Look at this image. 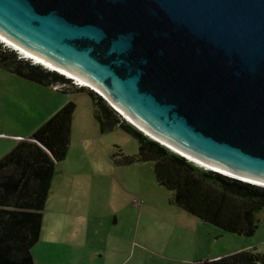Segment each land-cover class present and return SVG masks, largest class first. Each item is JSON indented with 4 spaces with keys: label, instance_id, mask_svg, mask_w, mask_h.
<instances>
[{
    "label": "water",
    "instance_id": "1",
    "mask_svg": "<svg viewBox=\"0 0 264 264\" xmlns=\"http://www.w3.org/2000/svg\"><path fill=\"white\" fill-rule=\"evenodd\" d=\"M0 35L154 140L264 185V0H0Z\"/></svg>",
    "mask_w": 264,
    "mask_h": 264
},
{
    "label": "rangeland",
    "instance_id": "2",
    "mask_svg": "<svg viewBox=\"0 0 264 264\" xmlns=\"http://www.w3.org/2000/svg\"><path fill=\"white\" fill-rule=\"evenodd\" d=\"M87 92H58L0 67V159L30 138L57 106L67 100L76 104L68 153L56 165L64 179L50 197L43 237L33 248L36 264H195L249 243L254 245L249 250L264 253V209L256 212L257 232L238 236L184 210L177 209L185 217L171 214L164 187L153 191L144 183L152 200L138 199L144 196L136 194L138 179H157L152 166H116L119 150L135 155L139 141L120 126L102 133ZM134 197L138 208L129 204ZM165 202L168 209L161 207ZM68 205L72 214L65 211ZM83 210L89 215L81 216Z\"/></svg>",
    "mask_w": 264,
    "mask_h": 264
},
{
    "label": "trees",
    "instance_id": "3",
    "mask_svg": "<svg viewBox=\"0 0 264 264\" xmlns=\"http://www.w3.org/2000/svg\"><path fill=\"white\" fill-rule=\"evenodd\" d=\"M0 67L14 75L62 92L87 90L102 133L120 126L139 141L135 155L119 147L117 166L148 162L172 203L225 232L253 236L264 209V186L204 168L150 138L128 123L99 94L65 75L23 57L0 40ZM76 104L69 102L0 159V264H36L33 248L43 235V214L55 189L57 163L65 160ZM195 264H264V253L242 250Z\"/></svg>",
    "mask_w": 264,
    "mask_h": 264
},
{
    "label": "crops",
    "instance_id": "4",
    "mask_svg": "<svg viewBox=\"0 0 264 264\" xmlns=\"http://www.w3.org/2000/svg\"><path fill=\"white\" fill-rule=\"evenodd\" d=\"M51 89H53V90H55V91H58L59 92V90H57V89H54V88H52L51 87ZM67 101H70V100H67ZM64 102V105L65 104H67V103H69V102ZM63 105V106H64ZM62 107V106H61ZM60 108L57 106L56 108H55V110L50 114L51 116L54 114V113H56L58 110H59ZM49 115V116H50ZM73 121H74V116H73ZM74 123V122H73ZM72 126H73V124H72ZM72 136V135H71ZM31 137V136H30ZM22 139H24L25 140V138H22ZM27 139H29V138H27ZM145 163H147V164H151V163H148V162H144V163H137V164H134V165H131V166H126V167H137V168H143V167H139L140 165H142V164H145ZM117 166V165H116ZM151 166H152V169L151 170H153V172H154V169H153V164H151ZM62 172H63V174H64V169H62ZM67 173V172H66ZM155 173V172H154ZM55 179H57L56 180V182H55V189H54V191H53V193L52 194H54L55 192H58L59 190H60V183L62 182V180L64 179V177L63 176H61L60 174L59 175H57L56 176V178ZM139 180V183L137 184V186H136V188H138L137 189V192H136V194L137 193H142V195H144V196H138V199L139 198H144V199H146V202L145 203H147V200H152V197L149 195V193H146L145 192V187H146V185H148L149 184V187H150V189L151 190H153V191H160L161 189H162V187H164V186H162V185H160L159 183H158V181H157V179H138ZM146 184V185H143V184ZM120 185L121 186H124V184H123V182L120 180ZM165 188V187H164ZM168 190V189H167ZM169 191V193H170V195L168 194V196L167 195H164L165 196V201L168 199V201L170 202V206H171V208L172 209H169V210H171L170 212H171V214H174V215H177V216H181V217H185L186 215H182V213H179V212H181V211H177V209L178 210H183L182 208H179L177 205H175V204H173L172 203V198H173V194H172V192L170 191V190H168ZM129 193H130V195H135L134 193L135 192H132V191H129ZM137 198H133L132 199V202L131 203H129L130 205H131V207H133V208H138V207H136V205H138L139 204V202L138 201H135ZM138 202V203H137ZM49 203V202H48ZM161 207H163V208H167V205H166V202H165V205L164 204H161ZM168 209V208H167ZM66 213H68V214H72V212H73V210L71 209V207L68 205L67 207H66ZM144 211H145V205L143 206V208H142V215H143V213H144ZM183 212H185V210L183 211ZM89 215V213L87 212V211H85V210H83V211H81V216H83V217H86V216H88ZM73 216H70V219H71V224H73V225H76V222L73 220ZM43 233H44V229H43ZM238 236H241V235H238ZM42 237H43V235H42ZM236 237V236H235ZM236 238H238V237H236ZM237 240V239H236ZM254 247V245H252V244H246L244 247H239V248H237V250H235V251H232V252H227L226 254H224V255H231V254H233V253H235V252H238V251H242V250H249L250 248H253ZM224 255H220V254H217V255H215V256H210V257H208L209 259H216V258H220V257H224ZM126 261V260H125ZM123 263H125V262H123Z\"/></svg>",
    "mask_w": 264,
    "mask_h": 264
},
{
    "label": "bare ground",
    "instance_id": "5",
    "mask_svg": "<svg viewBox=\"0 0 264 264\" xmlns=\"http://www.w3.org/2000/svg\"><path fill=\"white\" fill-rule=\"evenodd\" d=\"M0 38H1L3 41L7 42L10 46L14 47L15 49H18L20 52H22L23 54H25L26 57L31 58V59H34L36 62L41 63L42 65H45V66L50 67V68H52V69H54V70H57L58 72H60V73H62V74H65L66 76H68V77L74 79L75 81H78V83L81 84L82 86L89 87V88H91V89L97 91L100 95H102V96L105 97L107 100H109L105 95H103L101 92H99L98 90H96L94 87H92V86L89 85L87 82H85V81H83L82 79H80L79 77H77V76H75V75H73V74H70V73H68V72H66V71H64V70H62V69H59V68H57V67H55V66L49 64L48 62H46V61L40 59L39 57L35 56L34 54H32V53H30L29 51L23 49L22 47H20V46H18L17 44L11 42L10 40L6 39L5 37H3V36H1V35H0ZM109 101H110V100H109ZM110 102H111V101H110ZM111 103H112V102H111ZM112 104H113V103H112ZM113 105H114V104H113ZM114 106H115V105H114ZM115 108L118 109L116 106H115ZM118 110H119V109H118ZM119 111H120V110H119ZM120 112L123 114L124 118H125L127 121H129L130 123H132L133 125H135L136 127H138L140 130L144 131L147 135L151 136L152 138H155V139L159 140L158 138L154 137L152 134H150L149 132H147L146 130H144L143 128H141L137 123H135L133 120H131V119H130L128 116H126L122 111H120ZM160 141H161V140H160ZM162 143L165 144V145H167V146H169L168 144H166V143H164V142H162ZM169 147H170L171 149H173L174 151L179 152L178 150L172 148L171 146H169ZM180 153H181V152H180ZM182 154H183V153H182ZM183 155H184V154H183ZM185 156H186V155H185ZM187 157H188V156H187ZM188 158H189L190 160L196 162L197 164L203 166V167L211 168V167H208V166H206V165H204V164H201V163H199V162H197V161L191 159L190 157H188ZM217 171H218V170H217ZM220 172H221V171H220ZM222 173H224V172H222ZM224 174H227V173H224ZM227 175H230V174H227ZM231 176H233V175H231ZM234 177H236V176H234ZM240 179H241V178H240ZM243 180H245V179H243ZM245 181H248V180H245ZM248 182H250V181H248ZM251 183H255V182H251ZM255 184H259V183H255ZM259 185H262V184H259ZM262 186H264V185H262Z\"/></svg>",
    "mask_w": 264,
    "mask_h": 264
},
{
    "label": "clouds",
    "instance_id": "6",
    "mask_svg": "<svg viewBox=\"0 0 264 264\" xmlns=\"http://www.w3.org/2000/svg\"><path fill=\"white\" fill-rule=\"evenodd\" d=\"M0 40L2 41V42H4V43H6L9 47H12V46H10L7 42H5V41H3L1 38H0ZM13 49H15L14 47H12ZM15 50H17L23 57H25V58H28V57H26L25 56V54H23L22 52H20L18 49H15ZM29 59H31V58H29ZM35 63H38V62H36L34 59H32ZM38 64H41V63H38ZM42 65V64H41ZM43 66H45V65H43ZM45 67H47V66H45ZM47 68H49V69H51V70H54V69H52V68H50V67H47ZM56 71V70H55ZM58 72V71H57ZM60 73V72H59ZM62 74V73H61ZM63 75H65V74H63ZM66 76V75H65ZM66 77H68V76H66ZM68 78H70V77H68ZM70 79H72V78H70ZM72 80H74V79H72ZM73 83H74V81H73ZM79 87H81L82 85L80 84V85H78ZM85 87V86H84ZM89 88V87H88ZM93 90V89H92ZM94 91V90H93ZM150 137V136H149ZM151 138V137H150ZM153 139V138H152ZM23 140V139H22ZM157 141V140H156ZM161 143V142H160ZM162 144V143H161ZM164 145V144H163ZM166 146V145H165ZM167 147V146H166ZM169 148V147H168ZM169 149H171V148H169ZM171 150H173V149H171ZM174 151V150H173ZM174 152H176V153H178V154H180V155H182V156H184V157H186L188 160H190L187 156H185V155H183L182 153H180V152H177V151H174ZM190 161H192V160H190ZM192 162H194V161H192ZM194 163H196V162H194ZM197 164V163H196ZM199 165V164H198ZM199 166H201V165H199ZM203 167V166H202ZM204 168H206V167H204ZM207 169H211V170H213V171H216V172H219V173H222V172H220V171H217L216 169H213V168H207ZM222 174H224V173H222ZM224 175H227V174H224ZM227 176H230V177H233V178H236V179H240V178H238V177H234V176H231V175H227Z\"/></svg>",
    "mask_w": 264,
    "mask_h": 264
},
{
    "label": "built area",
    "instance_id": "7",
    "mask_svg": "<svg viewBox=\"0 0 264 264\" xmlns=\"http://www.w3.org/2000/svg\"><path fill=\"white\" fill-rule=\"evenodd\" d=\"M74 83H75L76 85H80V84L78 83V81H75ZM21 140H22V139H21Z\"/></svg>",
    "mask_w": 264,
    "mask_h": 264
}]
</instances>
